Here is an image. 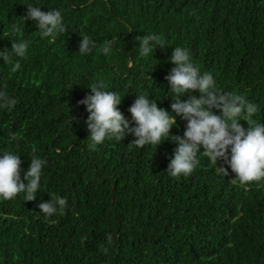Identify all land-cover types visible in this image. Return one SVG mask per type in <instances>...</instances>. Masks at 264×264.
<instances>
[{
    "label": "trees",
    "instance_id": "16d2710c",
    "mask_svg": "<svg viewBox=\"0 0 264 264\" xmlns=\"http://www.w3.org/2000/svg\"><path fill=\"white\" fill-rule=\"evenodd\" d=\"M27 4L60 9L66 31L41 39L33 21L22 24ZM145 33L166 45L141 58L134 38ZM81 35L98 45L115 37L117 48L81 54ZM16 39L29 49L15 72L0 58V90L16 100L0 108V151L19 154L26 170L35 148L47 164L35 199L0 200V264H264V178L241 184L199 152L190 175L172 177L171 140L137 147L127 134L92 150L79 103L99 81L122 96L129 120L141 93L170 112L165 77L180 46L217 88L256 104L251 119L264 122V0H0V49ZM184 124L177 117L170 133L182 135ZM50 194L67 203L46 217L38 204Z\"/></svg>",
    "mask_w": 264,
    "mask_h": 264
},
{
    "label": "clouds",
    "instance_id": "9594fccd",
    "mask_svg": "<svg viewBox=\"0 0 264 264\" xmlns=\"http://www.w3.org/2000/svg\"><path fill=\"white\" fill-rule=\"evenodd\" d=\"M22 18V24L25 20L36 24V32L41 39H55L66 31L62 11L58 8L43 11L41 6L27 4V14ZM20 30L19 25H13V33ZM81 37L78 51L84 55L98 50L107 57L117 48L118 40L115 37L102 45L88 35ZM134 39L138 42L137 51L141 58L151 57L157 45H166L156 33H145ZM28 49L29 41L11 40V49H0V58L6 63L11 62V71L15 72L21 67L20 58L27 56ZM12 56L17 59L10 61ZM169 59L174 65L165 77L174 101L170 112L158 107L156 100L149 99L148 94L141 93L136 94L134 103L128 108L131 113L129 120L117 107L121 103V95L106 90V86L99 81L89 85L91 93L79 101L88 112V147L94 150L106 139L120 141L127 134L135 137L132 143L137 147L146 144L156 147L165 140H171L176 146L167 174L172 177L190 175L199 162L198 156L202 155L220 175L227 176L230 168L241 184L264 178V122L251 119L258 111L257 105L242 94L217 88L212 74L201 71L186 47H174ZM193 90L199 96L192 94ZM186 92H191V95L187 100H182L181 96ZM15 104L14 98L0 90V108L10 109ZM242 114L247 128L239 122ZM177 117L185 121L182 135L170 133ZM16 139L15 134L8 137L9 142ZM201 147L203 151H200ZM218 161L223 163L218 164ZM21 163L19 154L14 151H0V200H10L19 193L24 194V200H33L37 189H41L42 169L47 160L37 155L33 148L26 170L21 168ZM50 197L38 204L40 212L46 217L56 213L58 207L63 209L67 203L59 195L50 194ZM107 239L111 241L110 236Z\"/></svg>",
    "mask_w": 264,
    "mask_h": 264
}]
</instances>
